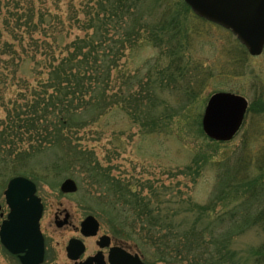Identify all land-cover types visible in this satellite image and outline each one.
<instances>
[{"label":"rangeland","instance_id":"374dc122","mask_svg":"<svg viewBox=\"0 0 264 264\" xmlns=\"http://www.w3.org/2000/svg\"><path fill=\"white\" fill-rule=\"evenodd\" d=\"M27 1L62 20L53 33L39 36L41 47L47 42L49 53L60 57L75 38L84 36L75 21L95 16L109 0H0V19L7 15L6 5ZM140 5L137 20L124 18L125 28L136 29L131 44L122 30L109 31L102 48L109 49L114 38L122 48L115 58L108 54L105 66L99 67L103 77L92 81V92L81 97L65 94L63 87L59 92L46 87L49 72L43 63L51 55L45 51L36 55L41 62L37 65L31 54L23 56L21 80L8 79L0 88L8 103H32L35 95L54 93L70 118L58 144L28 142L25 136L16 147L1 146L0 202L9 179L18 175L14 169L28 172L22 176L35 182L45 206L43 264L65 261L57 252L62 233L46 224L57 207L72 208L77 224L90 214L104 229L121 226L126 247L141 256L144 252L147 264H264L253 255L264 242V232L247 226L246 220L251 211L264 209V185L251 178L264 156V111L247 113L240 130L226 142L210 140L201 126L214 92L241 95L249 104L258 98L264 102V50L251 56L229 30L197 18L181 0H142ZM159 23H164L163 31L152 32ZM10 151L19 152L20 159L25 156L23 161L7 156ZM239 160L247 178L232 177L242 170ZM68 177L77 191L63 195L59 187ZM116 180L144 198L154 197L161 219L167 216L159 235L168 236L156 239L144 231L143 238L145 222L124 212L128 204L119 200ZM178 229L177 251L169 247ZM0 264L20 262L0 245Z\"/></svg>","mask_w":264,"mask_h":264},{"label":"trees","instance_id":"16d2710c","mask_svg":"<svg viewBox=\"0 0 264 264\" xmlns=\"http://www.w3.org/2000/svg\"><path fill=\"white\" fill-rule=\"evenodd\" d=\"M141 2L142 0H109L105 6L100 5L99 9L96 10L95 16L87 18V20L84 21H75L76 28L82 31L84 36L75 38L71 44L67 45L60 57L55 56L53 53H49V49L52 50V48L47 42H43L41 47L39 36H47L49 32L53 33L56 29V24H63L60 22L62 20L55 21L53 17L50 16L51 14L49 11L36 10L35 6L28 3V1L25 4L15 2L11 8L6 5L8 9L7 15H3L0 19V88L5 87L8 83V79L21 80V78L18 77V71L26 60L23 56L27 58L28 54H31L32 57H34L33 60H35L36 55L48 54L51 55V59L43 63L45 69L49 72L47 77L48 86L46 87L53 88L58 92L60 88L63 87L67 91H65V94L70 93L69 95H75L78 93L81 97L92 92V81L95 80L97 82L103 77L101 76L102 71L99 67L106 63L108 54H111V56L115 58L118 55V50L122 48V45L118 44L117 41L119 38L111 40L113 45L109 46V49L107 47L102 48L103 42H105L110 30H114L115 33L118 30H122V35L126 37L128 44H131L133 32L134 30L136 31V29L134 26L129 29L125 28L123 24L125 23L124 20L127 18L137 20V17L140 15L138 8L141 6ZM182 5L188 9L183 1ZM1 13L2 10L0 7V15ZM36 17L37 19H35ZM162 17H165L164 14ZM163 18L161 19L163 20ZM139 20H141L140 17ZM158 25L159 27L153 28L152 32L163 31V28H165L164 23H159ZM72 26L73 24L71 22V27ZM4 33H7V37H4ZM162 33L163 32L160 34L162 35ZM160 34L158 37H160ZM35 61L36 65L41 63L39 60ZM112 61H115V59H112ZM39 74H41V71ZM0 94H2V92H0ZM53 95L54 93L47 95V93L44 92L35 95L32 103L31 101H26L24 104H20L16 100H14L13 103L5 102V99L2 97L3 95H0V106L3 107L1 112H4V116H0V148L1 146L2 148L9 146V149L10 147H16V142H23L25 136L29 137L28 142L32 141L34 143L35 141V143L39 142L40 144L42 143L48 146L61 142V130L67 128V120H70V118L63 114L62 109H60V100L58 98L55 99ZM263 111L264 102L261 98H258L256 101L249 104L247 113H261ZM41 146L43 145H40L38 148L40 149ZM13 150L15 151V148ZM33 152L39 153L38 150ZM9 154L7 153V156L11 158L15 156L16 162L23 161L25 157L23 156L21 160L19 152L12 153V151H10ZM239 162L242 170L240 173L232 172V177L235 179L241 174V179H244L245 176L247 178L248 176L245 173L246 171L242 164V160H239ZM227 167L228 164H224L225 172ZM20 168L21 167L15 168L14 173H18V175L28 173L19 171ZM256 169L258 173L256 172L257 174L251 176V178L256 180L258 184L264 185L262 182L264 181V156L262 159L260 158V164L258 163ZM114 186L117 196H120L119 200L122 201V203L124 202V204L126 201V204H128L127 208L126 206L124 207V212L133 213V215L136 214V216L139 217L137 220L140 222L143 220V223L145 222L141 229L142 235L145 231L144 235L147 233L149 236L155 235L156 239H161L162 235H159V233H161L162 229L160 226L164 224L167 216L161 219L162 212L153 206L156 204L152 201L154 197L151 198L148 196V198H144L145 196L140 193L138 194V192L134 193L130 191V184L123 186L117 180ZM259 197L256 198L255 201L259 202ZM261 197L264 200V193ZM246 220L248 222L247 226L260 227L264 232V209L255 212L251 211V213L247 214ZM164 225L167 224L165 223ZM175 229L177 228L175 227ZM173 230L174 229H169V233H172ZM192 230L193 227L191 232ZM175 232L177 234L174 235L173 232L172 236V239L174 238L175 240L169 247L172 250H177L175 242L181 235L179 229L175 230ZM165 235L168 236V234ZM165 235L162 237H165ZM188 246L189 243L185 242V247L187 248ZM143 255H145L144 252H142V256ZM253 255L257 257L256 259L258 261L261 259L264 261V242L253 251Z\"/></svg>","mask_w":264,"mask_h":264},{"label":"water","instance_id":"95a60500","mask_svg":"<svg viewBox=\"0 0 264 264\" xmlns=\"http://www.w3.org/2000/svg\"><path fill=\"white\" fill-rule=\"evenodd\" d=\"M200 18L229 29L252 56H258L264 48V0H184ZM248 102L240 95L229 92L212 94L202 116L204 134L215 141H229L242 125ZM61 191L73 193L76 183L66 179ZM10 212L0 226V243L11 254L17 255L21 264H41L44 260V241L39 227L42 204L36 196L35 184L22 176L9 180L4 191ZM98 222L87 216L80 225L84 236L96 234ZM70 246L77 247L75 260L82 253V244L73 240ZM119 257V264H145L137 254L127 252ZM115 254L112 258L117 264ZM90 260L82 264H88Z\"/></svg>","mask_w":264,"mask_h":264},{"label":"flooded vegetation","instance_id":"af4514ba","mask_svg":"<svg viewBox=\"0 0 264 264\" xmlns=\"http://www.w3.org/2000/svg\"><path fill=\"white\" fill-rule=\"evenodd\" d=\"M69 178V177H68ZM66 178V179H68ZM64 179V180H66ZM63 180V181H64ZM34 182V181H33ZM35 183V182H34ZM63 183V182H62ZM61 183V184H62ZM61 184L59 189L61 188ZM36 186V184H35ZM77 187V184H76ZM61 191V189H60ZM77 191V189H76ZM75 191V192H76ZM73 192V193H75ZM63 195L72 194L62 192ZM3 197L4 194L2 193ZM36 195L37 194V186H36ZM40 202L42 204V213L39 220V227L41 231V226L43 225L41 222L44 220L45 214V206L40 196H38ZM8 213V208L6 206L5 198L0 202V224L6 218ZM90 215V214H89ZM86 215L78 224L74 217V213L72 208L66 207H57L52 211V221L47 220L46 224L54 228L53 230L59 231L61 234V241H57L58 243V253L65 259L63 262H54V264H82L87 260H90L88 264H115L112 260L114 254L118 257L124 252H128L131 255H134L136 252L126 247L123 240V233L121 230V226H116L115 230L104 229L98 218H96L98 222V228L96 234L93 236H84L81 233L80 225L81 222L87 217ZM42 234V231H41ZM66 234V235H65ZM43 236L44 241V260L46 259V247H45V237ZM78 240L82 244V253L75 260H72L68 257L71 253L74 254L77 247L70 246L71 241ZM42 263V264H43ZM117 264H119V257L117 258Z\"/></svg>","mask_w":264,"mask_h":264}]
</instances>
